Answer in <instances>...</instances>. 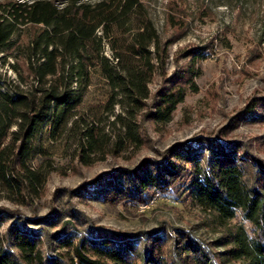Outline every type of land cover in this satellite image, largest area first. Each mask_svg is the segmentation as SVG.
I'll use <instances>...</instances> for the list:
<instances>
[{
	"label": "trees",
	"instance_id": "1",
	"mask_svg": "<svg viewBox=\"0 0 264 264\" xmlns=\"http://www.w3.org/2000/svg\"><path fill=\"white\" fill-rule=\"evenodd\" d=\"M142 10L139 0H0V61L16 75L0 76V184L9 201L27 206L40 196L58 158L90 167L140 149L144 123L172 122L189 92H198L204 50L184 51L190 66L168 77L172 41L162 40ZM95 75L107 96L85 109ZM156 77L163 81L152 93ZM239 115L264 123V97ZM62 191L133 207L155 193L183 191L221 223L241 213L252 233L229 229L217 241L223 251L211 252L182 228H172L176 237L121 234L76 210L64 220L54 210L28 218L0 207V264H264V162L242 142L199 136Z\"/></svg>",
	"mask_w": 264,
	"mask_h": 264
},
{
	"label": "rangeland",
	"instance_id": "2",
	"mask_svg": "<svg viewBox=\"0 0 264 264\" xmlns=\"http://www.w3.org/2000/svg\"><path fill=\"white\" fill-rule=\"evenodd\" d=\"M139 2L143 6L142 17L153 23L163 41H172L166 66L168 77L190 66L192 58H182L184 51L196 47L204 50L205 57L197 63L198 92H189L172 122L159 126L144 123L145 144L140 149L132 148L121 157L110 156L90 167L70 156L58 158L40 196L30 198L27 206L9 201L0 184V207L20 211L28 218L45 216L54 210L64 220L70 219L69 211L76 210L94 224L121 234L161 230L176 237L172 228H182L209 246L211 252H222L217 241L229 229L244 226L252 233V225L241 213L221 223L215 214L192 204L183 191L177 194H153L152 191L149 203L139 207L109 205L95 193L72 197L62 191L75 190L117 167L134 168L146 158H157L169 147L199 136L242 142L264 162V123L254 122L252 118L238 119L252 99L264 97V0ZM139 22L133 16V27L139 26ZM106 54L111 52L107 49ZM0 76L16 79L14 72L1 61ZM162 81L160 77L155 78L150 86L152 93L160 88ZM107 92L105 83L95 75L84 108L102 104Z\"/></svg>",
	"mask_w": 264,
	"mask_h": 264
}]
</instances>
